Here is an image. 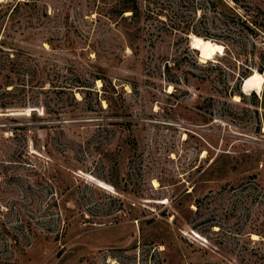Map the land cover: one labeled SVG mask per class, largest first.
<instances>
[{
  "label": "rangeland",
  "instance_id": "obj_1",
  "mask_svg": "<svg viewBox=\"0 0 264 264\" xmlns=\"http://www.w3.org/2000/svg\"><path fill=\"white\" fill-rule=\"evenodd\" d=\"M119 1L0 0V264H264V0Z\"/></svg>",
  "mask_w": 264,
  "mask_h": 264
},
{
  "label": "trees",
  "instance_id": "obj_2",
  "mask_svg": "<svg viewBox=\"0 0 264 264\" xmlns=\"http://www.w3.org/2000/svg\"><path fill=\"white\" fill-rule=\"evenodd\" d=\"M217 1L219 2L220 0H217ZM117 7H118L117 13L120 16H122V14L125 12H130L131 13L130 19H136L138 17L139 8H138V4L135 0L134 1L133 0L132 1L131 0H120L118 2ZM251 24L253 26L255 25V27H254L255 29L259 30L262 33L264 32V22L263 23H257V21H252ZM204 39H208V38H206V36H205ZM22 56H25V54L22 53L21 51L17 50V49H13V48L11 50L7 49L5 46V42L1 41V39H0V77H1L0 80L6 79L7 77H9L8 75L13 74V73L16 74V72H17L18 76H21V78H22V79H20L22 83H19V85H22L23 87L24 86L26 87L29 85L32 87V86H34V84L36 82L35 81L37 78L36 75L38 73H40V70H39L37 65H34L31 68H29L28 72L23 70L21 73H18L19 69H15V67L18 65V63H20L19 58ZM257 72L260 74L264 73V64H262L260 67L257 68ZM30 82H31V84H30ZM0 84H1V86H3V94L4 95L9 94L10 91L6 90V89L11 84L13 85V83L6 82L3 84V82H2ZM15 86H17V85L15 84ZM73 100H74V97H73ZM7 105H8V103L6 101L5 104L1 103L0 107L6 108ZM252 185H253V190H255L256 189L255 184H252ZM256 193H257V191H256ZM257 198H258L257 195L254 194V195H251L250 200L254 202L257 200ZM254 232H260V231L258 230V231H254Z\"/></svg>",
  "mask_w": 264,
  "mask_h": 264
},
{
  "label": "bare ground",
  "instance_id": "obj_3",
  "mask_svg": "<svg viewBox=\"0 0 264 264\" xmlns=\"http://www.w3.org/2000/svg\"><path fill=\"white\" fill-rule=\"evenodd\" d=\"M190 39L193 41L194 49L198 51V56L202 61L210 60L213 54L222 50V46L213 41L195 35H190ZM262 77V74L257 72L254 75L246 77L244 83L245 85H250L253 89L259 91L261 88ZM236 100H238V98H236Z\"/></svg>",
  "mask_w": 264,
  "mask_h": 264
},
{
  "label": "water",
  "instance_id": "obj_4",
  "mask_svg": "<svg viewBox=\"0 0 264 264\" xmlns=\"http://www.w3.org/2000/svg\"><path fill=\"white\" fill-rule=\"evenodd\" d=\"M242 82H243V83L241 84V87H240V88H241V90H242V88H243L244 79L242 80ZM242 93H243V92H242Z\"/></svg>",
  "mask_w": 264,
  "mask_h": 264
}]
</instances>
